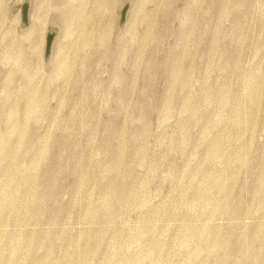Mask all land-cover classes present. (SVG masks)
I'll return each mask as SVG.
<instances>
[{"label":"rangeland","instance_id":"rangeland-1","mask_svg":"<svg viewBox=\"0 0 264 264\" xmlns=\"http://www.w3.org/2000/svg\"><path fill=\"white\" fill-rule=\"evenodd\" d=\"M0 264H264V0H0Z\"/></svg>","mask_w":264,"mask_h":264},{"label":"water","instance_id":"water-1","mask_svg":"<svg viewBox=\"0 0 264 264\" xmlns=\"http://www.w3.org/2000/svg\"><path fill=\"white\" fill-rule=\"evenodd\" d=\"M125 12H126V9H125V11L123 13V16L125 15ZM23 23L25 25L28 24V5H25L24 8H23ZM53 38H54V34L52 33V34L49 35V37L47 39V47H46V55L47 56L50 54Z\"/></svg>","mask_w":264,"mask_h":264}]
</instances>
